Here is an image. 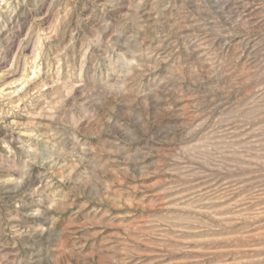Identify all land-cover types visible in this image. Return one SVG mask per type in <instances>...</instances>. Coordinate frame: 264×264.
Wrapping results in <instances>:
<instances>
[{
	"label": "rangeland",
	"instance_id": "obj_1",
	"mask_svg": "<svg viewBox=\"0 0 264 264\" xmlns=\"http://www.w3.org/2000/svg\"><path fill=\"white\" fill-rule=\"evenodd\" d=\"M0 264H264V0H0Z\"/></svg>",
	"mask_w": 264,
	"mask_h": 264
}]
</instances>
